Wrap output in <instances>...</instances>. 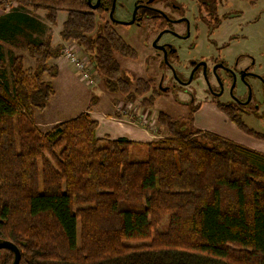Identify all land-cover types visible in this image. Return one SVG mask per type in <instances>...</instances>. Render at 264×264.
Here are the masks:
<instances>
[{"label": "trees", "instance_id": "obj_1", "mask_svg": "<svg viewBox=\"0 0 264 264\" xmlns=\"http://www.w3.org/2000/svg\"><path fill=\"white\" fill-rule=\"evenodd\" d=\"M2 1L44 10L51 25L66 12L62 40L94 59L109 89L128 101L142 97L147 107L160 97L153 79L122 76L115 55L137 59L138 52L112 22L98 28L103 3ZM51 40L50 32L28 45L34 68L25 69L21 57L11 61L12 83L0 46V239L20 248L19 264H264V153L184 128L165 112L158 121L170 135L156 141L99 138L90 115L95 98L42 131L34 116L55 94L46 77L59 70L49 62L64 50ZM13 261L11 250L0 249V264Z\"/></svg>", "mask_w": 264, "mask_h": 264}, {"label": "rangeland", "instance_id": "obj_2", "mask_svg": "<svg viewBox=\"0 0 264 264\" xmlns=\"http://www.w3.org/2000/svg\"><path fill=\"white\" fill-rule=\"evenodd\" d=\"M106 1L110 5L113 0ZM138 1L140 0H115L116 8L114 16L119 20L129 22L133 17V11ZM159 1L161 2L162 0ZM164 1L161 3L163 4ZM173 1L182 5L187 17L195 23V33L188 40H180L167 33L163 36L162 41H170L176 46L182 45L183 49H180L182 51L180 54L185 62L188 63L189 59L201 57L211 60L214 57L220 56L233 64L238 57L242 56L244 58L241 61L253 64V66L261 62L262 64L259 65L258 69L259 72L264 73V0ZM92 2H95V0H92ZM202 2H205L207 5H203ZM208 6L209 8H207ZM24 9H27L29 12L32 10L21 7L13 1L4 2L0 0V15L3 11L12 12ZM210 9L213 10L214 14L206 15ZM217 9L218 12H215ZM138 15V20L134 24L114 23V27L119 34L137 50L138 58L130 59L118 53L115 56L121 65L122 76L124 78H127L131 82H134L138 78L153 79L155 81L157 87L161 90V95L156 100L154 106L147 107L143 105L141 101L142 97L134 101H128L120 92L109 89L105 78L93 66L94 59L82 47L81 55L83 54V56L88 57L90 59L89 64L93 66L95 84L89 85L82 80L80 73L64 55L52 58L49 62L50 65H56L58 70H62L63 72L62 77L56 81V89L58 90L60 101L67 102L68 104L73 102L74 105L79 107L86 100L87 95L95 97L99 102L106 96L111 100H116L118 117H123L121 113L124 110L127 112L124 116V119L127 121L143 125L142 121L148 120L151 125L144 124V126L146 128L150 127V131L160 136V138L170 135L167 127L158 121L160 112L169 114L174 121L184 128L195 127L196 121H200L201 123L204 122L205 125L209 123L213 124L215 129H222L227 121H224V119L222 121L220 116L214 115L210 111L197 114V111L205 103H212L219 108L216 101L210 95H206L207 80L204 74L197 73L191 84L184 87L181 86L171 69L165 65L161 52L154 46V41L163 32L160 21L156 22L153 20L151 14L147 11L141 10ZM106 18H109L107 12L98 17V28H100V23L105 22ZM66 19L67 13L60 12L57 24L54 25L55 28L61 29ZM174 25L178 29L183 26V23ZM27 40L28 37L25 41ZM31 41L29 40L26 43ZM193 44L195 46L191 47ZM11 64L12 62L7 60V69L10 73H12ZM22 65L25 67L26 63ZM66 72L68 76L70 74L71 78V85L68 84V86L64 84L66 82ZM11 76L14 78L13 73ZM209 79L211 82H214L213 78L210 77ZM13 80L10 78L11 83ZM220 111L222 110L220 109ZM244 120L251 127L264 132V106L257 110L255 114L245 116Z\"/></svg>", "mask_w": 264, "mask_h": 264}, {"label": "crops", "instance_id": "obj_3", "mask_svg": "<svg viewBox=\"0 0 264 264\" xmlns=\"http://www.w3.org/2000/svg\"><path fill=\"white\" fill-rule=\"evenodd\" d=\"M0 19H3L0 21V46L5 60V73L9 81L10 78L13 79V77L11 76L12 73H10L7 69V60H10L11 62L14 58L21 57L22 64L26 63L24 67L25 69L35 67V60H33L28 50V45L30 43H39L44 41L47 35L51 32V42L53 46L60 45L64 47V45H66V41L62 40L60 36L62 28L57 29L54 25H51L46 19L45 11L35 12L31 10V12H29L27 9L14 10L12 12L3 11L0 15ZM27 37V41L32 40L33 42L31 41L26 43L27 41L25 40ZM62 73V70H60L57 77H46V80H50L52 82L55 94L49 101L46 109L42 112H36L34 116L36 124L44 132L48 131L51 127L62 121L76 117L78 114L85 111L91 101L95 98L87 95L86 100L79 107L74 105L73 102L69 104L67 102H61L58 98L56 81L62 77ZM65 78V86H68V84L71 85L70 74L68 76L67 73ZM95 101V106L91 109L90 115L98 122V128L96 131L97 137H108L110 139L126 137L129 140L138 143H149L160 138V136L153 133L142 124L127 121L121 116L118 117L119 115L116 110V100H111L110 98L104 96V99L101 102L97 100ZM206 111H210L214 115L220 116L222 121L224 119V121H227L228 123L225 122L222 129L219 130L215 129L213 124L211 125L209 123L205 125L204 122L201 123L200 121H196L195 128L215 132L238 144L245 145L253 150L264 153L263 139L243 133L237 125L231 122L229 118L212 103L203 104L197 111V114Z\"/></svg>", "mask_w": 264, "mask_h": 264}, {"label": "flooded vegetation", "instance_id": "obj_4", "mask_svg": "<svg viewBox=\"0 0 264 264\" xmlns=\"http://www.w3.org/2000/svg\"><path fill=\"white\" fill-rule=\"evenodd\" d=\"M97 1L95 0L92 3L96 4ZM161 2L159 0L138 1L135 8L140 7L137 10L135 22H137L138 14L141 10L149 12L151 18L156 22L160 21L163 32L160 34L161 36L159 35L160 38L154 46L161 52L165 65L171 69L179 84L183 87L188 86L194 81L197 73H203L207 80L206 95H210L221 110L223 107L231 111L234 115L241 118L249 128L264 134V132L258 131L248 125L244 120L245 116L255 114L257 110L264 106V73L259 72L258 69L262 63L260 62L258 65L253 66V64L241 61L244 58L242 56L240 58L238 57L233 64L220 56L214 57L211 60L201 57L198 59H189L188 63L185 62L180 54L182 52L180 49H183V46L180 44L176 46L170 41H162V38L168 33L180 40L191 39L194 36L193 33H195L196 25L187 17L182 5L177 4L173 0L164 1L163 4ZM102 3L104 4V12L109 14V18H106L105 21H110L113 24H124L121 22L123 20H119L114 16L115 10L113 13L114 19L111 18L110 13L114 0L110 5L106 0H101L100 5ZM104 12L102 15H104ZM215 12H218V9ZM212 14H214L213 10L212 12L208 11L206 15ZM177 23H183V26L176 29L174 24ZM157 46H163L165 49H159ZM194 46L195 44L191 47ZM209 76L214 79V82L210 81ZM221 112L227 115L223 110ZM227 117L233 122L229 115ZM241 131L245 133L243 130Z\"/></svg>", "mask_w": 264, "mask_h": 264}, {"label": "built area", "instance_id": "obj_5", "mask_svg": "<svg viewBox=\"0 0 264 264\" xmlns=\"http://www.w3.org/2000/svg\"><path fill=\"white\" fill-rule=\"evenodd\" d=\"M81 52H82L81 46H79L77 43L73 41H68L66 42V45H64L63 55L69 60V62L80 73L82 80H84L89 85H94L96 81L95 78L93 77L94 62H93V66L90 65L89 64L90 59H88V57H86L85 55L83 56V54L81 55ZM121 114L124 117L127 114V112L123 110V113ZM142 123H143V126L144 124L145 125L150 124L148 120H144V122L142 121ZM148 128L149 130L151 129L150 127Z\"/></svg>", "mask_w": 264, "mask_h": 264}, {"label": "water", "instance_id": "obj_6", "mask_svg": "<svg viewBox=\"0 0 264 264\" xmlns=\"http://www.w3.org/2000/svg\"><path fill=\"white\" fill-rule=\"evenodd\" d=\"M100 2H101V0H98L96 4H93L92 0H88L89 5L93 9L98 8L99 5H100ZM139 7L140 6L135 8V11H134V14H133V18H132L131 21H129V22L121 21V22L124 23V24H129V25L135 23V21H136V13H137V10H138ZM114 10H115V0H114L113 7L111 9V13H110L112 19H114V17H113ZM160 36L154 41V45H156V43L159 40ZM157 47L159 49H165L163 46H157ZM0 249H9V250H11L14 253V261H13L12 264H19L22 254H21L20 248L15 243H13V242H11L9 240L0 239Z\"/></svg>", "mask_w": 264, "mask_h": 264}]
</instances>
